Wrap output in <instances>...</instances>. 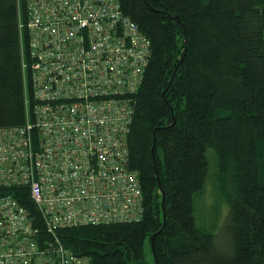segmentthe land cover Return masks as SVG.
<instances>
[{"label": "trees", "instance_id": "obj_1", "mask_svg": "<svg viewBox=\"0 0 264 264\" xmlns=\"http://www.w3.org/2000/svg\"><path fill=\"white\" fill-rule=\"evenodd\" d=\"M120 5L149 42L127 134L143 214L54 234L91 264H264V0ZM26 22V0H0V128L25 121ZM210 159L226 205L217 229L196 214ZM10 193L37 215L26 188Z\"/></svg>", "mask_w": 264, "mask_h": 264}, {"label": "built area", "instance_id": "obj_2", "mask_svg": "<svg viewBox=\"0 0 264 264\" xmlns=\"http://www.w3.org/2000/svg\"><path fill=\"white\" fill-rule=\"evenodd\" d=\"M26 12L25 121L0 128V264H91L54 232L141 219L127 134L149 42L120 0H26Z\"/></svg>", "mask_w": 264, "mask_h": 264}, {"label": "rangeland", "instance_id": "obj_3", "mask_svg": "<svg viewBox=\"0 0 264 264\" xmlns=\"http://www.w3.org/2000/svg\"><path fill=\"white\" fill-rule=\"evenodd\" d=\"M208 152L209 150H207V154ZM215 183H216V176L214 174V164H213V160L210 159L208 180L206 186L204 187L203 191L201 192L197 200L196 214L198 221L202 225L207 227L212 225L213 228L217 229L218 227L221 226V224L224 221L226 215V205L219 198L217 190L215 188ZM144 253L147 262L151 263L152 256L148 241L145 242Z\"/></svg>", "mask_w": 264, "mask_h": 264}]
</instances>
